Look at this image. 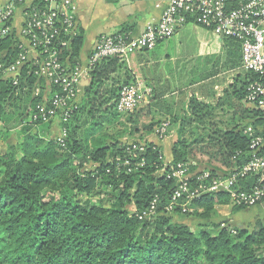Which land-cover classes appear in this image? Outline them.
<instances>
[{"label": "trees", "instance_id": "1", "mask_svg": "<svg viewBox=\"0 0 264 264\" xmlns=\"http://www.w3.org/2000/svg\"><path fill=\"white\" fill-rule=\"evenodd\" d=\"M224 42L239 48L234 40ZM82 43L78 35L62 59L68 55L69 62L78 63ZM235 57L233 67L239 65ZM255 78L244 74L234 88L237 100L244 99L247 84ZM35 81L29 78L18 91L0 82V122L16 117L24 134L22 141L0 154V264H264V219L252 230L227 222L200 223L193 230L172 220L171 215H181L179 208L170 216L164 211L175 190L174 181L167 178L169 170L188 163L190 149L199 144L196 137L188 142L180 129L167 164L161 147L151 142L143 143L142 152L129 154L119 139L98 133L117 113L120 89L135 82L124 61L106 59L91 71L76 110L61 123L67 132L64 148L55 140L29 134L43 125L25 120L40 102L32 97ZM244 117L251 125L258 112L244 110ZM181 122L186 123L185 118ZM152 127L144 129L151 132ZM239 127L217 131L209 146L200 149L211 148L216 159L226 156L230 166L244 163L249 139L244 126ZM7 137L5 133L3 140ZM123 162L131 165L122 167ZM88 164L95 168H86ZM154 197L157 215L139 220ZM228 200L224 194L203 195L187 214L211 220L215 205ZM245 209L233 206L232 214Z\"/></svg>", "mask_w": 264, "mask_h": 264}, {"label": "built area", "instance_id": "2", "mask_svg": "<svg viewBox=\"0 0 264 264\" xmlns=\"http://www.w3.org/2000/svg\"><path fill=\"white\" fill-rule=\"evenodd\" d=\"M190 23L239 44L242 70L256 77L247 84L243 102L258 118L243 129L249 139L244 163L215 171L192 170V163L171 167L167 178L174 181L175 190L164 208L185 214L206 194L227 195L232 207H256L264 202V0H168L157 23L147 24L140 35L120 31L99 37L86 64L71 63L68 55L62 59L78 33L71 0H0V82L19 90L29 78L36 79L32 97L40 102L28 121L66 123L77 108L81 82L103 60L115 58L128 65L133 55L152 51ZM149 97V90L135 80L120 89L116 112L133 113ZM168 128L161 124L156 136L164 138ZM66 136L61 126L55 139L60 148ZM143 149V143L134 142L127 152ZM158 206L154 197L138 219H153Z\"/></svg>", "mask_w": 264, "mask_h": 264}, {"label": "crops", "instance_id": "3", "mask_svg": "<svg viewBox=\"0 0 264 264\" xmlns=\"http://www.w3.org/2000/svg\"><path fill=\"white\" fill-rule=\"evenodd\" d=\"M75 7L77 36L82 35L83 43L79 52V62L86 64L95 42L101 36L125 31L138 36L147 24L157 23L167 7L168 0H71ZM239 65L232 66L236 57ZM136 81L142 83L150 92L148 112L150 119L162 118L169 125L163 140L149 139V142L161 147L166 163L171 161V150L179 139L180 129H184L182 118L195 116L200 119L228 116L226 127L212 131L229 130L238 124L243 129L249 119L243 118L244 110H251L242 100H237L234 88L239 87L245 72L241 68V50L227 47L224 40L217 38L205 28L187 24L167 40L159 43L152 51L133 55L128 63ZM86 84L79 87V99L84 95ZM84 80V79H83ZM82 85V86H81ZM200 115V116H199ZM158 118V119H159ZM160 120H156L159 122ZM175 122V123H173ZM56 122L49 125L59 129ZM47 126V127H49ZM176 127V141L169 133ZM198 128H193L196 134ZM196 136V135H195ZM164 145L169 148L167 155ZM225 205V204H224ZM223 208L221 204L215 205ZM260 207L257 220L264 219V202ZM226 208V207H225ZM229 208V207H227ZM246 210V209H245ZM244 211V210H243ZM219 222L242 226L231 219L232 207L228 212H219ZM226 218V219H225ZM196 224L203 220L194 218ZM187 225V224H186Z\"/></svg>", "mask_w": 264, "mask_h": 264}, {"label": "rangeland", "instance_id": "4", "mask_svg": "<svg viewBox=\"0 0 264 264\" xmlns=\"http://www.w3.org/2000/svg\"><path fill=\"white\" fill-rule=\"evenodd\" d=\"M86 79L82 81V85L84 86L86 84ZM81 85V86H82ZM149 102V99L147 98V101L144 102L142 105H140L136 110H134L133 113L130 114H117L114 113L108 119L104 125L101 127V130L98 131L99 134L101 133H106L109 134V136L113 138H117L120 140V142L123 144V146H128L131 143L140 142V143H146L149 142V139H152L153 137L158 139V140H163L164 138H158L156 136L155 131L157 128L165 123L161 122L163 119L154 117L153 120L150 118V114L147 111V104ZM19 106V104H16ZM9 108H7V111ZM228 116L225 115H218L215 118L209 117V118H204L202 119H197L194 115L191 117H185V122L187 124L184 125V133L183 137L188 141L192 142L194 137L198 140L199 144H196L193 146V148L190 149V154L188 155V163H192L196 165L197 170H206V169H217V170H222V169H228L230 167V163L228 161V158L225 156V158L222 159H216L211 157V153L213 150L211 148H204L200 149V146H209V142L211 141L210 139L212 136H215L217 131H212L211 129H216V128H223L226 127L225 125V120L227 119ZM159 118V119H158ZM16 117H14L13 120L9 121L7 124H4L3 122H0V154H4L6 150L8 151L9 149H12L13 146H16L20 141L24 139V134L22 133V128L19 126V123L17 120H15ZM28 121V116L25 119ZM156 120H160L159 122H156ZM56 122V121H54ZM52 122V123H54ZM38 125V127L31 128L29 131V134H36L38 137L44 138L46 140H55L59 134V129L61 124L57 121V125L59 129H56L55 127H50L49 125ZM149 124H153L152 131L148 132L146 129H144L146 126ZM49 126V127H47ZM136 128L138 131L132 134L131 130H134ZM193 128H198L196 130V134L192 132ZM7 133L8 137L4 138V134ZM167 135V134H166ZM169 135L176 141L177 138V133H176V127L173 129L172 134L171 132ZM196 135V136H195ZM144 140V141H142ZM200 140V141H199ZM203 141V142H201ZM169 148H167L164 145V153L167 155V152ZM189 150V149H188ZM227 159V160H226ZM166 159H164V162ZM122 167H127L130 166L131 163L123 162ZM86 168L88 169H93L95 168L92 164L86 165ZM229 199V198H228ZM223 208H217L215 213L216 215L213 216L211 220L203 221V224H212V223H219V219H222L223 216H219V212L225 213L230 210L232 207L231 201L228 200V203L225 205H222ZM216 207V206H215ZM226 207V208H225ZM229 207V208H227ZM259 209L260 207H252V208H247L244 211H240L238 213H233L231 216V219L238 224H242L244 220H252L250 222L243 223L242 227L247 228L248 230H252L255 226L256 223L258 222L257 216H260L259 214ZM164 211L166 212L165 208ZM194 209L189 208L188 212H193ZM168 216H170V213L166 212ZM187 213L181 214L179 216L171 215L172 220L175 223H181V224H187L191 229H196L198 224H196V220L194 218H197L192 215H188ZM226 219V218H225Z\"/></svg>", "mask_w": 264, "mask_h": 264}]
</instances>
